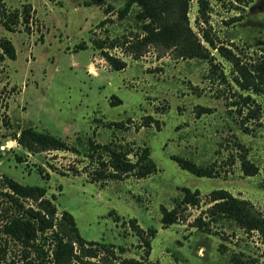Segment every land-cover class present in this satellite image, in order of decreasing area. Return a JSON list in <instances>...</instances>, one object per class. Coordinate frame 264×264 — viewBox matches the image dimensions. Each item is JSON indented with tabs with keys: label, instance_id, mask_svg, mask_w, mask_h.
<instances>
[{
	"label": "rangeland",
	"instance_id": "1",
	"mask_svg": "<svg viewBox=\"0 0 264 264\" xmlns=\"http://www.w3.org/2000/svg\"><path fill=\"white\" fill-rule=\"evenodd\" d=\"M125 1L0 0L8 11L27 4L31 15L28 29L20 19L13 31L0 24V39L15 52L0 60V175L46 186L55 229L61 211L72 217L85 243L72 242L64 264H233V257L264 264L263 236L205 212L209 193L223 189L264 216V93L240 88L227 58L246 67L264 58V0H204V22L197 0H164L163 18L151 25L162 33L146 41V20L136 18V3L120 12ZM198 43L215 67L192 56ZM101 51L123 66L113 69ZM237 95L254 103L243 105ZM28 126L69 148L28 150L14 138ZM90 142L122 146L132 162L147 147L153 170L105 177L108 155L84 153ZM172 156L215 174L194 175ZM243 159L256 172L245 173ZM182 187L198 192L197 205H175ZM162 209H173L174 218L163 221ZM141 237L149 239L147 256ZM3 239L0 262L17 264L20 247Z\"/></svg>",
	"mask_w": 264,
	"mask_h": 264
},
{
	"label": "trees",
	"instance_id": "2",
	"mask_svg": "<svg viewBox=\"0 0 264 264\" xmlns=\"http://www.w3.org/2000/svg\"><path fill=\"white\" fill-rule=\"evenodd\" d=\"M181 2L182 0H177ZM164 0H126L120 12L126 9L133 3L139 7L135 16L139 21L146 20L142 24V29L151 32V36L142 37V41L150 40L154 35H160L162 32L154 31L152 28L153 23L161 21L164 11ZM198 13L201 21L204 19V9L206 3L204 0H197ZM29 5H22L20 10L14 9L8 11L4 7L0 8V24L8 31H13L17 24L18 19L21 24L28 29L27 25L30 19ZM204 37V36H203ZM204 40L215 48L207 37ZM190 43V42H189ZM101 48V45H96ZM198 48L192 53V56L204 59L210 66L215 67L213 58L210 52L206 50L199 43ZM188 45H186L187 49ZM102 57L105 61L115 70L120 69L123 63L117 58L111 56L106 51H101ZM14 59V47L9 39L2 37L0 39V60L3 58ZM227 58L232 63L233 69L237 73L235 82L242 89H252L264 93V58L256 61L246 67L240 63L234 55H227ZM221 78H223L220 75ZM241 98L243 105L253 104L254 101L248 95L244 97L237 95ZM258 112V107L249 109V116L255 117ZM15 136V135H14ZM1 137V136H0ZM18 144L27 148L32 152H40L46 150H66L69 146L60 137L46 132L37 130L33 127H23L19 129L17 137H14ZM84 153L91 155L97 151H104L108 155V166L111 171L107 172L105 177L112 179H119L122 175L133 172L135 176L142 177L153 170V165L149 159V152L147 147H143L137 151L135 161H130L126 157L128 151L122 146L89 143ZM17 160L18 157H15ZM176 164L194 175L197 176H214L215 171L212 166L197 165L194 162L178 157H171ZM241 168L247 174L256 172V167L248 163L245 159L241 162ZM264 170V167H263ZM41 179L47 180L48 174L42 172V169H37ZM46 186L44 185H29L21 184L7 175H0V235L3 236L4 244L6 240L16 243L20 247V254L18 255L17 264H64L65 252L68 251L72 242H77L84 245L83 239L75 226L72 217L67 211H61L60 221L55 229V213L56 208L50 199L44 197ZM211 205L206 208L205 212L209 214L211 220L225 219L234 223L237 227L245 232L255 231L264 237V216L259 211L254 210L243 199L236 198L223 189H214L209 195ZM52 199H55L52 196ZM24 201H31L28 204ZM198 192L196 190L190 191L188 188H181V195L179 198L174 199L176 206L183 205H197ZM1 203V202H0ZM162 220L168 222L175 216V211L172 209L166 211L162 209ZM172 216V217H171ZM199 220V219H198ZM202 224L206 227L207 223ZM49 230L50 233L45 234ZM153 230L148 235H152ZM47 239L50 240L48 245L52 244L50 251L45 249ZM144 246V256L149 252V239L148 237H141ZM3 249L0 247V260L3 258ZM18 261L20 263H18ZM233 264H238L239 259L233 257ZM0 264H14L12 260L8 262H0ZM121 264H142L141 261L135 259H123Z\"/></svg>",
	"mask_w": 264,
	"mask_h": 264
}]
</instances>
